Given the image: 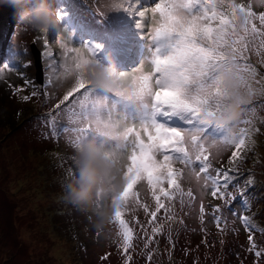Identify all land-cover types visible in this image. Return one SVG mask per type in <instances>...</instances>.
Segmentation results:
<instances>
[{
  "label": "snow or ice",
  "instance_id": "obj_1",
  "mask_svg": "<svg viewBox=\"0 0 264 264\" xmlns=\"http://www.w3.org/2000/svg\"><path fill=\"white\" fill-rule=\"evenodd\" d=\"M139 4L140 0H123L115 8L137 17V27L151 42L150 56L131 70L120 71L112 89L101 91L86 78L94 47L99 46H73L72 34L65 28L58 35L61 59L53 63L59 65L58 79L71 78L72 83L51 105L47 116L40 118L48 129L46 137L59 139L71 133L67 141L74 150L84 139L100 136L107 137L123 155V186L111 197L112 222L123 264H130L134 240L139 238L125 214L136 208L144 210L150 233L143 222L134 219L141 225L143 248L151 261L156 249L149 246L164 232L158 213L163 211L166 219L175 217L177 200L181 210L194 206L196 193L191 186L185 190V179H196L201 221L206 218L203 196L210 193L230 203L235 197L228 190L230 184L242 194L243 206L249 207L245 189L235 183L231 173L238 171L245 152L255 144L254 137L261 131L257 122L264 123V116H258L252 104L254 95L264 96V71L249 60L254 52L260 57L258 63L264 64V10H260L264 0H150L147 5ZM58 15L62 18L64 13L58 10ZM49 42L45 36L46 48ZM233 65L244 77L249 99L243 118L226 126L212 116L221 110L226 91L222 70ZM41 87L44 95H50L46 86ZM37 94L31 92L21 99L27 101ZM260 106L264 107V101ZM61 113L66 114L68 123L57 122ZM210 126L215 127V134ZM227 149H231L229 167L215 166L213 159ZM66 171L70 174L72 168ZM251 182L249 177L245 183ZM138 184L146 186L152 203L140 198ZM100 203L98 200L96 206ZM207 207L218 229L226 231L223 205ZM232 212L249 232V250L258 261L264 259V246L254 240L252 217L238 209ZM175 218L182 222V218ZM167 238L171 240V226Z\"/></svg>",
  "mask_w": 264,
  "mask_h": 264
},
{
  "label": "rangeland",
  "instance_id": "obj_2",
  "mask_svg": "<svg viewBox=\"0 0 264 264\" xmlns=\"http://www.w3.org/2000/svg\"><path fill=\"white\" fill-rule=\"evenodd\" d=\"M3 1L0 0V13ZM121 2L53 0L64 15L61 26H52L47 33L16 27L15 6L12 16L0 22V264H123L117 249L116 225L98 230L91 210L81 209L63 197L66 169L72 168L74 149L67 141V136L72 134H62L59 139L46 137L44 132L48 129L40 119L47 116L51 105L72 83L71 78L58 79L59 65L53 63L61 59L58 43L61 27L72 34L73 46L98 45L94 47V57L114 63L118 71H129L150 56L151 42L137 27V17L115 8ZM148 3L150 0H140L138 7ZM45 36L50 41L47 48ZM32 44L42 51L44 86L50 95H44L45 89H40L37 83ZM259 59L254 52L249 54V60L264 71ZM31 92L38 94L27 101L21 99ZM262 101L264 96L259 94L252 99L258 116H264ZM57 122L68 123L66 114L57 116ZM257 123L261 131L254 137L255 144L245 152L238 171L231 173L235 183L245 189L243 195L248 197L250 206H243L242 194L230 184L228 190L235 193L230 203L213 198L210 193L203 196L206 218L201 221V197L196 179H185V190L191 186L196 193L194 206L186 205L181 210L177 200L175 217L182 218V222L175 217L166 219L163 211L158 213L164 232L157 234L149 246L156 249L151 261L147 260L143 248L141 225L134 219L143 222L150 233L151 225L147 224L144 210L136 208L125 214L134 231L139 233V238L134 240L130 264H264V259L258 261L249 250V232L232 212L238 209L252 217L254 240L264 246L261 231L264 229V123ZM210 131L215 134V127L210 126ZM230 154L231 149L222 151L213 159V164L229 167ZM249 177L253 182L246 184ZM136 187L140 198L152 203L146 186ZM215 204L223 205L226 231L218 229L211 217V208L207 206ZM169 226L171 240L167 238Z\"/></svg>",
  "mask_w": 264,
  "mask_h": 264
},
{
  "label": "clouds",
  "instance_id": "obj_3",
  "mask_svg": "<svg viewBox=\"0 0 264 264\" xmlns=\"http://www.w3.org/2000/svg\"><path fill=\"white\" fill-rule=\"evenodd\" d=\"M16 8L18 26L36 31L61 26L62 18L53 0H10ZM65 28L61 27V31ZM15 34V32H14ZM59 35V34H58ZM120 71L115 64L95 57L86 70V78L96 89L111 90ZM225 94L221 110L212 119L224 125H235L249 99L245 80L237 67L225 66L222 70ZM123 155L116 151L107 137L93 136L84 139L74 150L72 172L65 177L63 197L84 210H91L95 227L103 231L112 225L114 212L111 197L123 186L121 177ZM100 206L97 207V201Z\"/></svg>",
  "mask_w": 264,
  "mask_h": 264
},
{
  "label": "water",
  "instance_id": "obj_4",
  "mask_svg": "<svg viewBox=\"0 0 264 264\" xmlns=\"http://www.w3.org/2000/svg\"><path fill=\"white\" fill-rule=\"evenodd\" d=\"M32 51L34 54L35 65H36V80L40 89H43L44 87L41 86H44L45 84V73H44L42 51L36 44H32Z\"/></svg>",
  "mask_w": 264,
  "mask_h": 264
},
{
  "label": "trees",
  "instance_id": "obj_5",
  "mask_svg": "<svg viewBox=\"0 0 264 264\" xmlns=\"http://www.w3.org/2000/svg\"><path fill=\"white\" fill-rule=\"evenodd\" d=\"M13 4L10 2V0H7V3H6V0L3 1L2 3V10H1V13H0V22H3L5 20H7V17H9L10 15L12 16V9H13ZM84 29V28H83ZM85 30L81 31V32H84ZM1 43V42H0ZM43 57V56H42Z\"/></svg>",
  "mask_w": 264,
  "mask_h": 264
}]
</instances>
